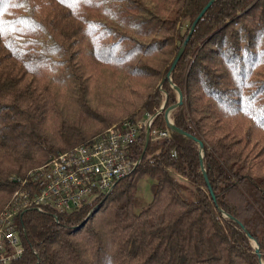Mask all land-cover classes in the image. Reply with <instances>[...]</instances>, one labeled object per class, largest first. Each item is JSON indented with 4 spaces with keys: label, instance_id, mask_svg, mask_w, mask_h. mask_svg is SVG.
<instances>
[{
    "label": "trees",
    "instance_id": "1",
    "mask_svg": "<svg viewBox=\"0 0 264 264\" xmlns=\"http://www.w3.org/2000/svg\"><path fill=\"white\" fill-rule=\"evenodd\" d=\"M209 1L0 0V215L109 124L138 111L165 129L173 85L190 135L142 130L108 193L20 211L21 252L0 264H264V0H213L190 32Z\"/></svg>",
    "mask_w": 264,
    "mask_h": 264
},
{
    "label": "built area",
    "instance_id": "2",
    "mask_svg": "<svg viewBox=\"0 0 264 264\" xmlns=\"http://www.w3.org/2000/svg\"><path fill=\"white\" fill-rule=\"evenodd\" d=\"M154 116L123 119L99 134L93 143L60 152L31 171L30 187L27 188L29 181H24L13 193L12 206L0 215V262L7 263L21 252L12 228L20 211L50 205L64 212L93 193H108L132 172L139 159H132L128 149L137 142L141 131L149 129L153 140L170 134L168 124L163 130L150 131ZM168 120L172 121L169 115Z\"/></svg>",
    "mask_w": 264,
    "mask_h": 264
},
{
    "label": "water",
    "instance_id": "3",
    "mask_svg": "<svg viewBox=\"0 0 264 264\" xmlns=\"http://www.w3.org/2000/svg\"><path fill=\"white\" fill-rule=\"evenodd\" d=\"M213 0H211V1H209L208 2V4L203 8V10L199 13V15L195 18V20H194V22L192 23V26H191V28H190V32L192 31V29H193V27L195 26V24H196V22L199 20V18H200V16L202 15V13L205 11V9L210 5V3L212 2ZM190 32H189V34H190ZM181 51H182V49L179 51V53L175 56V58H174V60H173V62H172V65H171V67H170V71L167 73V75H166V77H168V78H170V73H171V71H172V69H173V67H174V65H175V63H176V61H177V59L179 58V56H180V54H181ZM173 87H174V89L177 91V95H178V100H177V103H176V105H174V106H171V107H169V108H167L166 110H165V113H164V115H165V119L167 120V124H168V127H169V129L170 130H172V131H175V132H178V133H180V134H182V135H184V136H188V137H190V135L188 134V133H186L185 131H183V130H181V129H178L175 125H173V122L172 121H169L168 120V114H169V112L172 110V109H174V107L175 106H177V105H180L181 104V102H182V92H181V90L178 88V87H176L175 85H173ZM162 108V107H161ZM149 129H147V132H146V142H147V140H148V137H149ZM202 143L199 141V147H200V149L202 148ZM86 221V219L85 220H83L82 222H81V225L84 223ZM255 252L256 253H258V255H260L259 254V250H258V248L257 247H255Z\"/></svg>",
    "mask_w": 264,
    "mask_h": 264
},
{
    "label": "rangeland",
    "instance_id": "4",
    "mask_svg": "<svg viewBox=\"0 0 264 264\" xmlns=\"http://www.w3.org/2000/svg\"><path fill=\"white\" fill-rule=\"evenodd\" d=\"M183 30H184V29H183ZM163 106H164V104L161 102L159 108L161 109V107H163ZM135 111H136V110H135ZM171 111H172V110H171ZM171 111H170L169 114H168L169 117H170V119H171ZM132 117H139L138 111H137L136 114H135L134 116H132ZM125 119H126V118H125ZM122 120H123V119H122ZM171 120H172V119H171ZM120 121H121V120H120ZM120 121H118V122H120ZM115 123H117V121H115V122L109 124L106 128H104L102 131H100V132L98 133V135L101 134L102 132H104L108 127H110L112 124H115ZM139 160H140V159H139ZM151 182H152V180H151L150 178H148V177H143V178H141V179L139 180V183H138V189H139L138 194H139V197H140V201H141L142 203H147V202H149L150 199H151V197H152V192H151V189H150Z\"/></svg>",
    "mask_w": 264,
    "mask_h": 264
},
{
    "label": "snow or ice",
    "instance_id": "5",
    "mask_svg": "<svg viewBox=\"0 0 264 264\" xmlns=\"http://www.w3.org/2000/svg\"><path fill=\"white\" fill-rule=\"evenodd\" d=\"M98 2H101V3H102V2H103V0H98Z\"/></svg>",
    "mask_w": 264,
    "mask_h": 264
}]
</instances>
